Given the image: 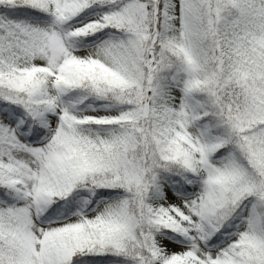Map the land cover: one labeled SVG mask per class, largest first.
Here are the masks:
<instances>
[{
	"label": "snow or ice",
	"instance_id": "6c2138e0",
	"mask_svg": "<svg viewBox=\"0 0 264 264\" xmlns=\"http://www.w3.org/2000/svg\"><path fill=\"white\" fill-rule=\"evenodd\" d=\"M0 264H264V0H0Z\"/></svg>",
	"mask_w": 264,
	"mask_h": 264
}]
</instances>
